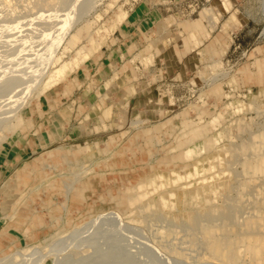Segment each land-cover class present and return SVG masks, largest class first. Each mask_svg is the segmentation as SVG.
<instances>
[{"label": "rangeland", "instance_id": "374dc122", "mask_svg": "<svg viewBox=\"0 0 264 264\" xmlns=\"http://www.w3.org/2000/svg\"><path fill=\"white\" fill-rule=\"evenodd\" d=\"M1 1L9 10H0V164L12 165L11 154L53 109L46 93H62L55 104L70 106L63 116L76 115L70 123L86 128L88 137L69 141L60 134L31 147L26 161L0 178V226L26 207L44 227L0 255L46 247L101 213V225L86 229L87 236L73 234L44 264H250L251 249L237 240L264 232V173L245 169L264 158V0H58L55 11L43 8V0ZM120 10L125 19L104 33ZM85 23L90 35L83 32L77 46L104 33L103 47L37 97L53 58L73 57L65 45ZM107 107L111 116L103 119ZM134 120L144 122L132 126ZM8 125L18 128L9 132ZM114 135L119 141L109 145ZM189 148L197 154L181 157ZM171 171L184 181L147 196L130 214L126 189L153 175L171 180ZM159 197L170 205L162 208ZM213 237L223 241L224 260L215 259ZM234 248L245 253L227 254Z\"/></svg>", "mask_w": 264, "mask_h": 264}, {"label": "bare ground", "instance_id": "6f19581e", "mask_svg": "<svg viewBox=\"0 0 264 264\" xmlns=\"http://www.w3.org/2000/svg\"><path fill=\"white\" fill-rule=\"evenodd\" d=\"M3 1V0H2ZM1 1V2H2ZM9 1V0H8ZM40 1V0H38ZM57 1L58 0H43L42 3L45 5L43 6V8L45 7H48L50 6V8L48 10H51L52 7L51 5L55 4L57 5ZM61 1V0H59ZM63 1V0H62ZM4 2V1H3ZM3 2H2V5L0 3V10H3L2 9V6H3ZM7 2V1H6ZM16 2V1H15ZM36 3V0L34 1ZM33 2V3H34ZM65 2V0L63 1ZM41 3V2H40ZM10 5V2L7 3ZM22 4V3H21ZM27 4V3H25ZM60 4V2H59ZM5 5V3H4ZM13 6V5H11ZM22 6V5H21ZM24 6V5H23ZM30 6V5H29ZM28 6V7H29ZM34 6V5H33ZM59 6V5H58ZM14 8L15 5L13 6ZM55 7V6H54ZM7 8H10L9 6H7ZM60 8V7H58ZM13 9V8H12ZM30 9H32L30 7ZM5 10V9H4ZM3 10V11H4ZM9 10V9H7ZM5 10V11H7ZM40 10H44V9H40ZM39 10V11H40ZM47 10V8H46ZM45 10V11H46ZM53 10V9H52ZM57 10V9H56ZM105 10V9H104ZM55 11V8L54 10ZM60 11V10H59ZM17 12V11H16ZM43 12V11H42ZM217 12V11H216ZM55 13V12H54ZM112 13V12H111ZM5 14L7 15L8 13L5 12ZM18 14V13H17ZM5 15V16H6ZM116 15V14H115ZM127 14H125V12L123 11H119L118 14L116 15V18L110 23V25L108 27H103L101 30L107 32L109 30L113 31V29L115 28L116 29V26L121 23L122 20L125 19ZM220 15V14H219ZM12 16V15H11ZM50 16V15H49ZM132 16V15H131ZM99 17V16H98ZM97 17V18H98ZM96 18V17H95ZM48 19V17H47ZM50 19V17H49ZM108 21V20H107ZM68 22V21H67ZM70 23V22H69ZM107 23V22H106ZM109 23V22H108ZM67 26V25H66ZM78 27V26H77ZM91 23H85L84 25H82L81 27H79L74 33L73 35L69 38L68 42L64 43L65 45V53L70 51V50H75L73 53V57L70 58L68 61H63L62 60V56L63 54H61L59 57H55V59L53 58V64H54V69L53 71L39 84L40 88L37 90H35L34 92H38L37 94V97L44 94L46 91H48L49 89L61 84L62 82H64L65 78L68 77L70 74H72L81 64L83 65V63L88 60L92 55L93 53L102 45L103 47V43L105 41V36H104V33L103 32H100V34L103 33V35H101V37H89L88 40H86V45H81V46H77V44L80 42L81 40V37H82V34H86V37H88L90 35V28H91ZM92 30V29H91ZM74 31V30H73ZM94 31V30H93ZM84 32V33H83ZM95 32V31H94ZM98 28H97V31H96V34L98 33ZM84 34V35H85ZM83 35V36H84ZM99 35V33H98ZM60 37V36H59ZM64 40V39H63ZM162 45V42L160 43ZM163 44L165 45V42H163ZM181 45H184L186 46L185 48L188 49V45L185 44V43H182ZM209 47V46H208ZM159 50V49H158ZM212 50V49H211ZM63 52V51H62ZM148 54V53H147ZM149 55V54H148ZM147 55V60H150L148 59ZM48 56V55H47ZM150 56V55H149ZM151 57V56H150ZM141 58V57H140ZM140 58H139V61H140ZM132 60V59H131ZM144 61V60H143ZM145 62V61H144ZM151 62V60H150ZM149 63V62H147ZM146 64V62H145ZM211 65V64H210ZM213 66V65H212ZM213 68V67H212ZM43 70V69H42ZM51 71V70H50ZM221 73V72H220ZM222 74V73H221ZM227 75V74H226ZM152 76V75H151ZM121 79V78H120ZM110 80V79H109ZM107 82V81H106ZM110 82V81H108ZM132 82V81H131ZM36 84V82L34 83ZM130 84V83H129ZM230 84V83H229ZM32 86V85H31ZM35 87V86H33ZM70 87V86H69ZM127 87V86H126ZM72 88V87H71ZM137 88V87H136ZM64 89V88H63ZM232 89H233V86H232ZM235 90V89H234ZM63 91V90H62ZM22 92V91H21ZM33 92V93H34ZM28 93V92H27ZM32 93V92H31ZM65 93V92H64ZM252 93V92H251ZM237 94V93H236ZM131 95V94H130ZM96 96V95H94ZM27 96H25V99H26ZM126 97V96H125ZM33 98V97H32ZM229 100V99H228ZM234 100V99H232ZM4 103V102H3ZM11 103V102H10ZM161 103V102H160ZM239 103V101H238ZM14 104V103H13ZM19 104V102H18ZM17 104V105H18ZM168 104V103H167ZM5 105V104H4ZM237 105V104H236ZM20 106V104H19ZM239 106V105H238ZM16 107V106H14ZM70 107V106H69ZM164 107V106H163ZM166 107V106H165ZM237 107V106H236ZM8 108V107H7ZM20 108V107H19ZM235 108V107H234ZM241 108V107H240ZM5 109V108H4ZM12 108H10V110L8 109V111H11ZM15 108H13L14 110ZM12 110V112H14ZM18 110V109H17ZM69 110V108H68ZM170 110V109H169ZM234 110V109H233ZM6 111V110H5ZM11 114V112H8V114ZM235 113V112H234ZM6 114V113H5ZM160 114V113H159ZM13 115V114H12ZM111 116V114L108 113V116ZM13 117V116H12ZM86 117V115H85ZM10 118V117H9ZM136 118V117H135ZM6 119V117H5ZM1 121V120H0ZM3 121V120H2ZM10 121V120H9ZM135 121V120H134ZM148 121V120H147ZM133 122V121H132ZM142 122H144L143 120H136L134 123H132V126L135 125V124H143ZM21 123V122H20ZM188 124V123H187ZM19 125V124H17ZM131 125V122L130 124ZM6 127V126H5ZM114 127V126H112ZM18 126H10L8 125L6 127V131H9V132H13L15 129H17ZM93 128V127H92ZM96 128V127H95ZM101 130H102V127L100 126ZM116 128V127H115ZM131 128V127H130ZM159 128V127H158ZM170 128V127H169ZM114 129V128H113ZM135 129V128H134ZM94 130V129H93ZM87 131V130H86ZM97 132V131H96ZM125 132V131H124ZM127 132V131H126ZM200 134L196 133L195 136H200L202 131L200 130L199 131ZM225 132V131H224ZM1 133V132H0ZM87 133V132H86ZM92 133V132H91ZM7 134V132H6ZM117 134V133H116ZM124 134V133H123ZM153 134V133H152ZM126 135V133L124 134ZM264 135V134H262ZM261 135V136H262ZM1 136V134H0ZM8 136V135H7ZM6 136V137H7ZM115 136V135H114ZM123 137V135L121 136ZM232 137V136H231ZM5 137H3L4 139ZM2 139V140H3ZM260 139V138H259ZM261 139H264V137H261ZM60 140V139H59ZM251 140V139H250ZM117 141H119L118 138L115 137H112L109 139V145H115L117 143ZM187 141H191V138H188V139H185V140H181L180 143L178 144L177 148H181V147H184L186 145L185 142ZM264 141V140H262ZM95 143V142H94ZM103 143V142H102ZM212 144V141L211 140H206L204 142V145L203 147L205 149H209L210 146ZM253 144V142H252ZM91 145V144H90ZM98 145V144H97ZM108 145V146H109ZM63 146V145H62ZM70 146V145H69ZM94 146V145H93ZM103 146V145H102ZM96 147V146H94ZM262 147V146H260ZM108 148V147H107ZM258 148V145L257 147H255V150ZM58 149V148H57ZM60 149V148H59ZM58 149V150H59ZM77 149V148H76ZM87 149V148H86ZM251 149V148H250ZM253 149V148H252ZM260 148H258L259 150ZM85 148L83 149H80L79 151L75 152V154L77 155H82V153H85ZM54 152V151H53ZM60 152V151H59ZM109 152V151H108ZM255 153V152H253ZM257 153V152H256ZM52 154V153H51ZM62 154V153H61ZM71 154V153H70ZM197 154V150L195 148H189V149H186V151L181 155V157H185V158H190V157H193ZM56 155V154H54ZM175 155V154H174ZM74 156V155H73ZM61 157V156H60ZM85 157V156H84ZM201 157V156H200ZM57 158V157H56ZM92 159V158H91ZM171 159V158H170ZM59 161V160H58ZM87 161V160H86ZM192 161V160H191ZM89 162V161H88ZM248 162V161H247ZM253 162V161H252ZM250 161V163H248V165L246 166V171L250 172V173H256V172H261V173H264L262 171H264V158H258L256 159V161L254 162V164H251L252 163ZM67 163V162H66ZM172 163V162H171ZM174 163V162H173ZM185 163V162H184ZM199 163V162H198ZM87 164V163H86ZM84 164V166L86 165ZM247 164V163H246ZM75 165V164H74ZM83 165V164H82ZM187 166V165H186ZM65 168V166H63ZM83 167V166H82ZM70 168V167H69ZM81 168V167H80ZM72 169V168H71ZM69 169V170H71ZM196 169V168H195ZM85 170V169H84ZM199 170V168H198ZM245 171V172H246ZM95 172V171H94ZM172 172V175L174 176L171 180H168L167 178L164 179L163 176H161L160 174L154 176L153 177H147L143 180H140L138 183H136L135 185L133 186H130L128 189H126V198H125V201H126V204L129 208V212L130 214L133 213V211H137L138 210V205L139 203L142 202V200L144 198H146L147 196L150 197V195L154 192H156L157 190L159 189H162V188H166L167 185H171L173 184V186H177L176 184H178L181 180H183L184 178L179 176L178 173L174 174L173 172L175 171H171ZM204 172V171H203ZM75 173V172H73ZM89 173V172H88ZM72 174V170L70 172V175ZM77 174V173H76ZM153 174V173H152ZM192 174V173H191ZM186 175V174H184ZM75 176V175H74ZM78 175H76V177H73V181L74 182H71L69 185H68V189H67V195H66V199L68 198L67 196L70 195L72 196L74 193L72 192V189H71V186L76 184V182L80 179L77 177ZM81 176V175H80ZM85 176V175H84ZM83 176V177H84ZM190 175H188L186 178H189ZM75 178H78V179H75ZM186 178H185V181H186ZM106 181V180H105ZM184 181V180H183ZM70 182V181H69ZM187 182V181H186ZM80 183V182H79ZM244 184V183H243ZM172 186V185H171ZM76 188V187H75ZM170 188V187H169ZM174 188V187H173ZM122 191V190H121ZM160 191V190H159ZM162 191V190H161ZM164 191V190H163ZM65 192V191H64ZM73 193V194H72ZM72 194V195H71ZM153 195V194H152ZM120 196V195H119ZM122 196V195H121ZM125 196V195H124ZM154 196V195H153ZM123 197V196H122ZM121 198V197H120ZM123 199V198H121ZM147 200V199H146ZM145 200V201H146ZM162 208L164 207H167L168 206V202L164 199V197H159L158 199V202H157ZM170 205V204H169ZM140 206V205H139ZM144 207V206H143ZM142 207V208H143ZM146 207L147 209L150 208V205H148V203L146 204ZM143 208V209H146ZM140 208V207H139ZM155 208V207H154ZM141 210V208H140ZM143 212V210H142ZM115 215V214H114ZM120 216V215H119ZM262 216V215H260ZM101 217H103V215L100 214H97V219L96 220H93L92 222H89L87 224L83 223L81 224L80 226H77L76 228L70 230V231H67V232H62V233H58L57 236L54 237L53 240H51L47 245L46 247H42V248H39L41 247L42 245L40 246H29L27 245L26 248H23V249H16L14 253H11L7 256H0V264H44L45 261L48 259V257L51 255V251H53L55 248L59 247L60 245H62L63 243H66L68 240H72L71 238L74 237L73 234H76L78 233L77 236H81V233L82 235L86 232V229H88L89 227L91 226H96V225H101ZM118 217V216H117ZM113 219H116V218H113ZM111 221V218L109 219ZM105 222V220H103ZM108 221V220H107ZM114 221V220H113ZM116 221V220H115ZM117 221H121V220H118ZM132 221V220H131ZM126 222V221H125ZM134 222V221H133ZM117 223V222H116ZM121 223V222H120ZM119 223V224H120ZM129 223H131L129 221ZM118 224V223H117ZM122 224V223H121ZM128 224V223H126ZM133 224V223H132ZM89 225V226H88ZM88 226V227H87ZM129 226V225H128ZM132 226V225H130ZM134 226V224H133ZM262 228H264V226H262ZM131 229V228H130ZM240 229V228H239ZM125 230V229H124ZM220 230V229H218ZM236 230V228H235ZM262 230V229H260ZM100 231V230H99ZM89 233V232H88ZM210 235L213 236V231H210L209 232ZM86 234V233H85ZM84 234V235H85ZM242 234V233H241ZM56 235V234H55ZM88 235V234H87ZM85 235V236H87ZM91 235V234H89ZM218 235H219V232H218ZM217 236V234L215 235ZM214 236V237H215ZM92 237V236H91ZM213 237V244H212V247L214 249V253H215V259L221 261V260H224V258L226 257V253H224L222 251V248H221V244L223 243V241H221L220 239H217L218 237H216V239H214ZM222 237V236H221ZM238 237V236H237ZM77 238L76 240H78L79 238L78 237H75ZM74 238V239H75ZM236 238V237H235ZM241 238V237H240ZM238 239L237 241L240 242V240H244L246 242V244L248 245L249 247V250L248 252L251 251L248 253V257H249V261H250V264H264V232H260V233H256V232H250V233H244V235L242 236L241 239ZM234 239V238H233ZM88 240V238H87ZM90 240V238H89ZM235 240V239H234ZM86 241V240H85ZM98 241V240H97ZM87 243V242H86ZM95 243V242H94ZM236 243V242H235ZM79 245V244H78ZM240 251V250H239ZM236 248L232 249L231 250V253H227V254H233L236 257H239L241 255V253H245L240 251L239 252ZM54 254V253H53ZM52 254V255H53ZM177 254V253H176ZM247 254V252H246ZM178 255V254H177ZM237 259V258H236ZM59 260V259H58ZM56 263V262H55Z\"/></svg>", "mask_w": 264, "mask_h": 264}, {"label": "crops", "instance_id": "0c3cea01", "mask_svg": "<svg viewBox=\"0 0 264 264\" xmlns=\"http://www.w3.org/2000/svg\"><path fill=\"white\" fill-rule=\"evenodd\" d=\"M196 36H198L196 33L191 34L192 39H195ZM183 42L187 44L185 40L182 41V43ZM46 94L47 96L45 99L48 105H51L53 109H48V112H45L42 117L39 116L38 120L36 121V131L34 132L35 134L33 133L29 137V141H27L25 145L21 147L16 153L11 154V158H13V161L12 165L10 166L12 168H17L26 161L25 159L29 157V155L27 154L31 151V147H35L36 145L41 146L40 143L49 141L51 138L55 139V137L59 136L60 134L61 136L62 134H65L66 139L69 141H77L82 138L88 137L86 128L83 130L80 127H74V125L70 123V119H73L74 121L76 120V115L72 116L73 118L71 116H63L64 113L69 114V106H66L65 110L63 108L58 109L57 104H55L58 103V101L60 102L62 93L55 92L53 95H48V93ZM110 111L111 107H107L106 109H104L101 115L103 119L110 118V115L108 116V113L111 114ZM101 127L104 128V125H101ZM10 166H7L6 164H0V178L5 179L6 175L9 173ZM71 189L74 193L76 188L74 185H72ZM9 206L11 207V205ZM16 210L17 208H15V212H13L12 217L7 218L5 220V223L0 226V252H3L9 247L20 243L21 240L26 239V237L30 235H38L41 232L42 228H44L38 219L33 220L34 216L26 207H23L18 211ZM7 215H5L3 218H6ZM3 255L6 254H1L0 256Z\"/></svg>", "mask_w": 264, "mask_h": 264}]
</instances>
